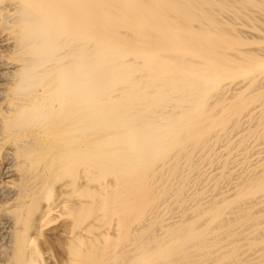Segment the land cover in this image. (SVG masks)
I'll list each match as a JSON object with an SVG mask.
<instances>
[{
	"label": "bare ground",
	"instance_id": "1",
	"mask_svg": "<svg viewBox=\"0 0 264 264\" xmlns=\"http://www.w3.org/2000/svg\"><path fill=\"white\" fill-rule=\"evenodd\" d=\"M0 264H264V0H0Z\"/></svg>",
	"mask_w": 264,
	"mask_h": 264
}]
</instances>
